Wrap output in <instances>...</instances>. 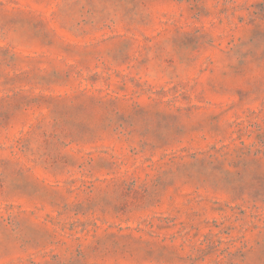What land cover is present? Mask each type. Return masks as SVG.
<instances>
[{
  "label": "rangeland",
  "instance_id": "374dc122",
  "mask_svg": "<svg viewBox=\"0 0 264 264\" xmlns=\"http://www.w3.org/2000/svg\"><path fill=\"white\" fill-rule=\"evenodd\" d=\"M0 264H264V0H0Z\"/></svg>",
  "mask_w": 264,
  "mask_h": 264
}]
</instances>
